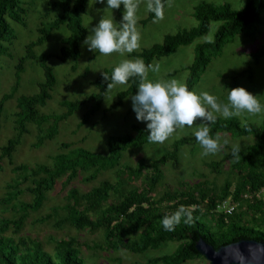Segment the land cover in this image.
<instances>
[{"label": "trees", "instance_id": "1", "mask_svg": "<svg viewBox=\"0 0 264 264\" xmlns=\"http://www.w3.org/2000/svg\"><path fill=\"white\" fill-rule=\"evenodd\" d=\"M163 2L166 6L167 0ZM56 7L60 11L59 15L47 27L42 26L38 29L39 38L36 42L27 45L25 56L18 61L16 79L21 73L24 61L35 59L33 48L45 42L52 31L60 27H66L69 35L61 42L59 59L65 62L76 61L79 58L80 43L86 37V30L82 24L86 0H58ZM263 11L264 0H244V5L239 10H233L228 5L215 6L201 3L193 11V18L197 23L194 28L175 35H167L161 43L131 56L142 58L146 65L152 64L154 60L168 57L178 48L188 46L204 37L209 31L211 22L220 23L211 41L199 43L194 48L193 61L187 67L189 76L186 81L191 91L207 65L220 56L224 45L231 42L243 30L259 23ZM24 13L20 0H0V57L7 54L6 43L14 38L6 18L20 22ZM154 20V14L148 12L147 18L140 24L145 25ZM251 57L254 63L264 59V48L253 53ZM38 60L44 74V82L38 85L36 95L20 96L15 99V134L0 147V173L3 171L5 160L9 165H13L12 154L20 143L22 135L27 133L28 124L33 125L37 130L38 134L33 147L39 148L43 142L52 140L57 135L60 122L86 103L94 102L99 105L108 90V82L100 74L94 81L97 93L83 101L64 102L66 111L61 115H40L37 108L44 106L50 99V91L56 79L52 68L47 65L48 57L41 55ZM112 70L108 69L103 73L111 76ZM138 83V77L131 78L126 84V90L119 94L115 106H119L124 98L134 95ZM12 98V94L0 98V118L4 103ZM92 112L93 110L86 112L81 124L87 121ZM45 125L47 127L44 128ZM136 131L137 134L134 137H109L108 150L105 153H92L83 149L70 150L68 154L62 153L50 157L51 165H14L12 172L15 174V180L13 185L8 187L13 191L0 199V205L17 208L22 211V215L18 222L12 219L0 220V264H86L84 257L77 250L79 247L76 241L72 238L56 241L53 252L50 253L45 251L42 243L37 240L21 236L14 239L6 235V232L11 228L12 234L16 235L27 218V210L40 209L47 199V194L63 177H66L69 184L77 177L79 171L91 170L89 177L84 178L85 181L90 182L98 175L115 168L120 162L122 152L149 142L146 128L136 129ZM218 133L230 134L233 137L252 136L256 140V143L241 148L240 159L232 156L231 149L220 159L216 168L210 167L219 174L221 165L228 163L229 173L235 178L234 182L227 179L219 189L208 186L205 181L193 185L182 183L186 191L176 190L172 193L165 191L157 196L156 186L164 177L161 167L168 161L176 160L179 147L197 142L195 135L181 138L174 142L172 149L161 157L139 162L135 168L124 166L118 171L120 178L122 174H126L130 179H137L144 172L149 171L144 176L141 188L123 191L120 189L123 182L119 179L114 184L108 180L101 181L83 197H80L78 193L68 192L73 202L67 207L66 217L57 225L67 223L77 231H101L105 247L113 252L122 250L131 254H143L148 250L176 244L173 252L149 259L148 264H183L187 261H204L205 259L196 251V244L200 239L213 249L240 239L264 242V119L259 126L249 122L242 124L233 117L217 120L211 125L210 134L215 138ZM69 146L61 144L60 148L68 149ZM22 183L27 184L23 189H19ZM232 185L233 190H231ZM23 194L31 196L30 203L18 202L17 205L12 203ZM81 198L86 199V205L79 209L77 206ZM111 198L113 201L108 203ZM227 199L229 205L234 206L231 212H224L219 208ZM180 205L196 206L191 210L193 222L185 224L182 219L173 231H166L161 224L162 218L174 212ZM91 214L94 216L91 217ZM43 219L40 221L42 222ZM204 264L209 263L204 262Z\"/></svg>", "mask_w": 264, "mask_h": 264}, {"label": "rangeland", "instance_id": "2", "mask_svg": "<svg viewBox=\"0 0 264 264\" xmlns=\"http://www.w3.org/2000/svg\"><path fill=\"white\" fill-rule=\"evenodd\" d=\"M20 1L25 10L24 16L20 22L6 18V23L14 38L6 43L7 54L0 57V98L7 94L13 96L3 105L0 118V147L5 145L7 140L14 137L15 134V99L20 96L36 95L38 85L44 82V74L38 62L41 55L48 57L47 65L52 68L56 81L50 91V99L46 101L44 106H39L37 111L40 115L57 116L65 113L64 102L83 101L88 96L97 93L94 81L102 72L113 69L123 59H135L131 54H138L154 44L161 43L167 35H175L178 32L194 28L197 23L193 18V11L199 4L205 2L215 6L228 5L233 10H239L243 7L241 0H167L162 20L158 22L150 21L145 25H141L140 22L148 16V11L142 3L137 12V28L141 34L140 47L137 50L124 53V55L113 53L104 56L99 52L89 51L83 43L84 39L80 43V55L76 61L67 60L62 62L59 59L61 42L69 35L66 27H60L52 31L45 42L33 48L35 59L31 58L24 61L21 73L16 79V67L18 61L25 56L27 45L36 42L39 38L38 29L42 26L47 27L60 13L56 7L58 0ZM242 2L244 5V0ZM105 7L106 0L105 3L86 0L85 12L82 15L86 37L90 34V29L99 22L102 16H113L117 24L121 21L124 12L122 5L120 9L112 10V12L110 10L103 11ZM219 25L218 22H211L209 31L204 37L195 40L188 46L178 48L174 54L168 57L154 60L152 64L159 65V72L149 71V79L169 80L175 78L186 84L189 76L187 67L193 61L195 46L202 42L211 41ZM263 48L264 11L260 15L259 23L243 30L231 42L224 45L220 56L214 58L207 65L191 91L197 94L207 91L215 95L220 102L226 103V89L243 87L253 95L259 96L260 102L264 104V59L254 63L251 57L253 53ZM126 88L127 85H116L108 89L99 105L94 102L86 103L71 116L60 122L57 135L52 140L43 142L39 148L33 147L38 134L37 130L33 125L28 124L27 133L22 135L20 143L12 154L13 165H9L6 160L3 162V171L0 173V199L13 191L8 187L9 185L12 186L15 180V174L12 172L14 165H51L50 157L62 153L68 154L70 150L83 149L92 153H105L108 150L107 140L109 137H134L137 134L136 129H145L146 124L138 122L135 118L130 97L124 98L119 106H115L119 94L125 91ZM91 110L93 112L90 113L87 121L81 124L86 112ZM216 116L217 120L226 119L219 113ZM233 118L242 124L249 122L259 126L263 122L264 113L258 115L243 113L241 116ZM198 123L199 121H197ZM195 130V126L177 129L164 143L148 142L142 146L128 149L122 152L120 162L115 168L98 175L96 179L90 182L85 181L84 178L89 177L92 173L91 170L79 171L77 177L69 184L66 177H63L54 189L47 194V199L40 209L36 211L27 210V218L24 220L19 232L13 235L10 228L6 235L12 236L14 239L21 236L37 240L42 243L43 249L50 253L53 252L56 241L72 238L76 241L79 247L77 250L84 257L86 264H148L147 260L149 259L173 252L176 246L175 243L148 250L143 254H131L122 250L113 252L105 247L101 231H77L67 223L60 226L57 223L66 217L67 207L72 205L73 200L69 193L75 192L83 197L104 180L114 184L121 179L123 185L120 189L123 191L131 188H141L144 176L149 171L144 172L137 179H130L126 174H122L120 178L118 171L124 166L135 168L139 162L161 157L172 149L174 142L181 138L194 136ZM218 135L222 147L215 155L203 156V149L198 142L187 143L179 147L176 160L168 161L166 165L161 167L164 177L160 184L156 186L155 194L159 196L165 191L171 193L176 190L186 191V187L182 183L193 185L205 181L208 186H215L219 189L227 179L234 182L235 178L229 173L230 165L228 163L225 162L221 165L219 174L210 167L216 168L217 163L224 155L228 154L233 145L238 144L241 148H245L256 143V140L252 136L233 137L226 133H218ZM61 144L70 146L68 149H61ZM26 184L22 183L19 189H23ZM233 188L232 185L231 190ZM228 199L224 201L227 207L230 206ZM112 201L111 198L108 203ZM18 202L30 203L31 196L27 194L20 195L17 201L12 203L17 205ZM85 205L86 199L81 198L77 208L82 209ZM21 215L22 211L17 208L0 205V220L12 219L18 222ZM93 216L91 214V217ZM204 262L208 263L206 260H196L187 261L183 264H204Z\"/></svg>", "mask_w": 264, "mask_h": 264}, {"label": "clouds", "instance_id": "3", "mask_svg": "<svg viewBox=\"0 0 264 264\" xmlns=\"http://www.w3.org/2000/svg\"><path fill=\"white\" fill-rule=\"evenodd\" d=\"M96 2L105 3V0ZM142 3L148 12L154 14L153 22L164 18L163 0H106L103 11L112 12L123 6L121 21L117 24L113 16H102L83 41L88 50L104 56L113 53L124 55L137 50L141 40L137 28V12ZM241 4L243 6L242 0ZM149 71L159 72V65H146L142 58H135L121 60L113 68L111 76L101 73L103 79L108 82L107 89L116 85H126L131 78H139L136 92L130 97L131 107L136 120L146 124L149 142L164 143L177 129L195 126L194 135L203 149L202 155H215L222 147L219 135L213 138L210 134L211 125L216 123L217 113L226 119L241 116L243 113L250 115L264 113V104L260 102L259 96L253 95L243 87L230 90L223 87L227 90V102L222 103L207 91L199 94L190 91L185 83L175 78L151 80ZM240 151L241 147L236 144L233 145L231 154L234 158L240 159ZM195 208V205H180L174 212L162 218V227L166 231H173L182 219L185 224L192 223L191 210Z\"/></svg>", "mask_w": 264, "mask_h": 264}, {"label": "water", "instance_id": "4", "mask_svg": "<svg viewBox=\"0 0 264 264\" xmlns=\"http://www.w3.org/2000/svg\"><path fill=\"white\" fill-rule=\"evenodd\" d=\"M196 251L209 264H264V242L240 239L234 243L213 249L202 239Z\"/></svg>", "mask_w": 264, "mask_h": 264}, {"label": "built area", "instance_id": "5", "mask_svg": "<svg viewBox=\"0 0 264 264\" xmlns=\"http://www.w3.org/2000/svg\"><path fill=\"white\" fill-rule=\"evenodd\" d=\"M220 209H222L224 212H231L233 210V206H228L227 205L225 206V203L223 202L220 206H219Z\"/></svg>", "mask_w": 264, "mask_h": 264}]
</instances>
